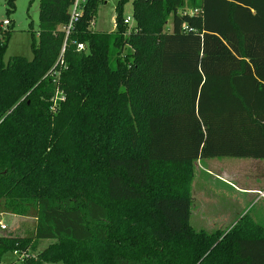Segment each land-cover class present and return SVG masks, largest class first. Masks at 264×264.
Segmentation results:
<instances>
[{
	"label": "trees",
	"instance_id": "16d2710c",
	"mask_svg": "<svg viewBox=\"0 0 264 264\" xmlns=\"http://www.w3.org/2000/svg\"><path fill=\"white\" fill-rule=\"evenodd\" d=\"M104 1L67 35L74 0H39L30 60L4 61L0 37V209L36 212L31 237L0 235V264L33 238L51 242L22 264H264L251 217L190 222L197 160L264 159V0H118L95 31Z\"/></svg>",
	"mask_w": 264,
	"mask_h": 264
},
{
	"label": "rangeland",
	"instance_id": "374dc122",
	"mask_svg": "<svg viewBox=\"0 0 264 264\" xmlns=\"http://www.w3.org/2000/svg\"><path fill=\"white\" fill-rule=\"evenodd\" d=\"M7 0H0V26L2 21L9 20L7 27L13 29L4 55L8 61L16 55L33 58L31 48L32 34L38 39L39 0H15V10L7 13ZM118 0H106L97 7L92 22L95 31L110 32L115 29L116 4ZM186 1L179 12L195 13ZM133 4L130 1L124 6L123 17H133ZM134 25H127L128 33ZM166 30L172 29V16ZM195 177L192 183V206L190 222L196 229L209 232L217 229L230 230L244 216H249L264 226V198L255 193H264V159L246 157H213L202 158L195 162ZM241 189V190H239ZM0 217L8 227L0 235L31 237L36 225V212L33 210L24 215L2 211ZM51 241L32 239L31 247L36 251L45 248ZM15 260L12 252L6 253L2 262Z\"/></svg>",
	"mask_w": 264,
	"mask_h": 264
},
{
	"label": "built area",
	"instance_id": "2783aa9c",
	"mask_svg": "<svg viewBox=\"0 0 264 264\" xmlns=\"http://www.w3.org/2000/svg\"><path fill=\"white\" fill-rule=\"evenodd\" d=\"M86 0H74L72 6H71V11H70V19L68 25L65 27L66 34L68 35L70 31L73 29L74 24L79 20V17L81 15L82 11V5L85 3ZM134 19L133 17H127L124 18V23L127 25H133ZM9 20H4L2 21V24L0 26V37L4 33V31L7 29V27L10 25ZM84 48L83 43L78 44V49L82 50ZM60 99H64L61 94L57 91L56 96L53 101V106L52 109H56L57 102ZM255 193L259 194L262 198H264V193L261 190L255 191ZM3 215V213H0V217ZM8 229L7 225L3 223L2 219L0 218V231H6ZM13 255L15 256V260L9 262V263H4L2 262L1 264H22L25 259L30 258V257H35L37 254V251L33 250L31 246H29L25 251H19L15 250L12 252Z\"/></svg>",
	"mask_w": 264,
	"mask_h": 264
},
{
	"label": "crops",
	"instance_id": "0c3cea01",
	"mask_svg": "<svg viewBox=\"0 0 264 264\" xmlns=\"http://www.w3.org/2000/svg\"><path fill=\"white\" fill-rule=\"evenodd\" d=\"M239 190H241V189H239Z\"/></svg>",
	"mask_w": 264,
	"mask_h": 264
}]
</instances>
